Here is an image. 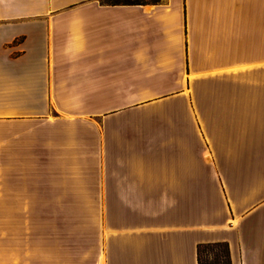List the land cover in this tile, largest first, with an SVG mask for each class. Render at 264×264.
Instances as JSON below:
<instances>
[{
    "label": "crops",
    "instance_id": "0c3cea01",
    "mask_svg": "<svg viewBox=\"0 0 264 264\" xmlns=\"http://www.w3.org/2000/svg\"><path fill=\"white\" fill-rule=\"evenodd\" d=\"M264 264V0H0V264Z\"/></svg>",
    "mask_w": 264,
    "mask_h": 264
},
{
    "label": "trees",
    "instance_id": "16d2710c",
    "mask_svg": "<svg viewBox=\"0 0 264 264\" xmlns=\"http://www.w3.org/2000/svg\"><path fill=\"white\" fill-rule=\"evenodd\" d=\"M153 0L151 3L159 2ZM107 3H146L143 1H104ZM198 264H230L229 253L225 243H203L197 246Z\"/></svg>",
    "mask_w": 264,
    "mask_h": 264
},
{
    "label": "rangeland",
    "instance_id": "374dc122",
    "mask_svg": "<svg viewBox=\"0 0 264 264\" xmlns=\"http://www.w3.org/2000/svg\"><path fill=\"white\" fill-rule=\"evenodd\" d=\"M103 1H143V2H152L153 0H103Z\"/></svg>",
    "mask_w": 264,
    "mask_h": 264
}]
</instances>
